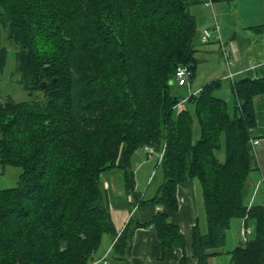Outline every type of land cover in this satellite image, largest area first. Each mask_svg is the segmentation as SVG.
Masks as SVG:
<instances>
[{
    "label": "trees",
    "instance_id": "trees-1",
    "mask_svg": "<svg viewBox=\"0 0 264 264\" xmlns=\"http://www.w3.org/2000/svg\"><path fill=\"white\" fill-rule=\"evenodd\" d=\"M192 2L0 0V71L5 41L15 47L11 76L26 94L0 95V167L20 169L15 186L0 189V264H88L104 235L112 258L128 261L135 229L150 225L162 251L184 250L165 213L145 223L131 216L116 232L101 184L114 167L136 207L176 210L177 186L197 180L206 221L205 233L192 227L198 264L222 254L233 219L253 221L254 231L228 252L229 264H264V206L244 203L264 75L228 82L232 111L215 94L222 80L180 108L174 73L189 65L192 77L200 39ZM145 146L163 152L162 183L149 200L133 172V154Z\"/></svg>",
    "mask_w": 264,
    "mask_h": 264
},
{
    "label": "crops",
    "instance_id": "crops-1",
    "mask_svg": "<svg viewBox=\"0 0 264 264\" xmlns=\"http://www.w3.org/2000/svg\"><path fill=\"white\" fill-rule=\"evenodd\" d=\"M192 1L194 2L189 6V11L196 19L198 35H200L201 31L206 28L205 25L210 23L208 14L212 18V14L215 15L214 6L221 16L224 0H222V4L218 2L221 0H209L211 6L206 5L208 0ZM248 1L253 5L251 18L243 24L241 29L255 33L252 45H244L241 41L243 36L245 38L250 37L249 32L242 30V33L238 34V29L232 26H222L221 31H218L222 46L214 38L216 35L213 33L214 37L210 38L212 41L209 40L206 45H203L199 39L194 53L195 70H199V73L194 78H192V74V77L185 85V89L182 91L183 96L180 97L181 99L185 100L190 95L195 94L202 87V83L206 84L213 80H222L225 85H228L229 81L241 77L247 71L264 75V30L255 31L253 29L264 25V0ZM200 7L202 9L201 14L198 13ZM203 24L205 28L202 27ZM250 52L251 56L247 57ZM219 55L224 58L225 63L220 59ZM205 63L207 64L205 65ZM228 99L233 102L230 90L226 93L224 99L227 104ZM254 105L257 115V126L251 133L253 139L258 140V143L256 145L250 144L252 170L246 180L244 193V203L248 207L255 204L264 206V96L255 97ZM179 106L183 108V106L187 107L188 104L184 101ZM188 109L190 108L188 107ZM137 154L140 162L133 161L135 189L140 194L141 199L149 200L155 195L162 183V171L155 163V172L151 175L152 170L149 166L146 167L143 159L149 160L152 158L146 157L142 150ZM158 169L161 174L158 173ZM101 184L104 205L118 234L131 216L138 223H145L157 212H161L167 215L169 223L178 227L184 240V250L172 248L162 251L154 227L152 225L139 227L135 229L132 237L128 261L115 259L117 264H130L129 261L131 259L141 260L142 264H180L183 255L187 258L185 264H198L197 260L193 258L192 227L197 224L200 232L205 233L206 221L202 206L201 189L196 179H190L177 186L176 210H170L167 207L158 205H142L139 207L133 205V198L126 192L123 172L117 167L110 168L102 174ZM230 225L234 226V231H231L233 237L226 236L224 245L221 248V251L226 254L240 243L243 231H245L246 239H248L247 235L252 236L254 231V222L250 220L233 219ZM111 245V238L104 235L99 248L92 255L88 264H103L102 258L105 255H107V264H113L114 261H110L108 258ZM208 264H215V258H210Z\"/></svg>",
    "mask_w": 264,
    "mask_h": 264
},
{
    "label": "rangeland",
    "instance_id": "rangeland-1",
    "mask_svg": "<svg viewBox=\"0 0 264 264\" xmlns=\"http://www.w3.org/2000/svg\"><path fill=\"white\" fill-rule=\"evenodd\" d=\"M219 4H222V0L218 1ZM224 5L223 7V12L221 13V16L219 15L218 11H216V7L214 6L215 9V19L217 21L218 24V31H221L222 26L226 27V26H232L237 28V32L238 34L242 33L243 31H247L250 33V37H246L243 36L241 37V41L243 42L244 45H252L253 40V36L255 33L250 32L246 29H241L243 24L249 20L251 17V10L253 9V5H251V3L248 0H224V3L222 4ZM198 13H202V9L200 7V9H198ZM210 17V23L205 25V27L207 28H213L214 26V18L211 17L210 14H208ZM198 27V25H197ZM204 27V24L202 26ZM199 28H200V24H199ZM214 35H216V33H213ZM214 35H212L211 38L214 37ZM212 41V39L210 40ZM214 41V40H213ZM215 42V41H214ZM2 45L5 47L6 50V54H5V61H4V65L2 70L0 71V95L4 96V95H11L12 98L16 101H22L26 99V94L23 92L21 86L12 78L11 74L15 69V59H14V51H15V47L10 44L7 43L5 41H3ZM215 50V49H214ZM217 54H219L218 52H216ZM220 56V59L224 61V58ZM251 56V52L249 54H247V57ZM207 63H205L206 65ZM196 69V65H194L193 68V77L197 76V74L199 73V70H195ZM264 74V73H263ZM204 83L201 84V86H203ZM222 89H220L219 91H217L215 94L217 96L222 97L223 99H225L226 97V93L230 90L228 85L223 84V86L221 87ZM185 89V85L184 86H172L171 88V92L174 95H177L178 97H182V91ZM222 95V96H221ZM231 98V97H230ZM229 100V99H228ZM232 106H233V102L232 100L228 101V108L229 111H232ZM179 107V106H178ZM155 152V151H154ZM158 153V152H155ZM144 164L147 166H149V168H151L152 173L151 175H153V173L155 172V168H156V160L155 158L146 160L143 159ZM147 161V162H146ZM159 165V164H158ZM157 165V166H158ZM158 173H160L159 169H158ZM20 174V169L19 168H5L2 169L0 167V189H5V188H10L15 186L18 176ZM231 231H234V226L230 225L229 229L226 232V236L228 237H233V235H231ZM247 237H251L249 235H247ZM242 241V236L240 237V242ZM108 258L110 259V261H114L113 264H117L116 260L114 258H112V255H110V252L108 254ZM215 264H229V255L226 254L225 252L220 255H217L215 257Z\"/></svg>",
    "mask_w": 264,
    "mask_h": 264
},
{
    "label": "built area",
    "instance_id": "built-area-1",
    "mask_svg": "<svg viewBox=\"0 0 264 264\" xmlns=\"http://www.w3.org/2000/svg\"><path fill=\"white\" fill-rule=\"evenodd\" d=\"M207 6H211V3L209 2V0L206 2ZM213 15L214 18V26L213 28H205L201 31L200 33V42L203 45H206L208 43V41L210 40V38L212 37V33H216V36L214 37L216 40H218V42L220 43V46H222V42L220 41V38L218 36V24L217 21L215 19V15ZM191 77V71H190V66L189 65H179L174 73V82L177 86H184L187 84L188 80ZM184 102V100H182L180 102V104H182ZM179 104V105H180ZM258 143V140L255 139H251L250 140V144L251 145H256ZM148 158H155L156 160V164L158 165L162 159V154L163 152H158L155 153L152 147H148L145 146L142 150ZM242 241L241 242H245L246 241V237H245V231L242 232ZM107 255H105L102 260H103V264H107Z\"/></svg>",
    "mask_w": 264,
    "mask_h": 264
},
{
    "label": "water",
    "instance_id": "water-1",
    "mask_svg": "<svg viewBox=\"0 0 264 264\" xmlns=\"http://www.w3.org/2000/svg\"><path fill=\"white\" fill-rule=\"evenodd\" d=\"M55 81H56L55 79L52 80L53 83H54ZM44 85H45V83H43V82L40 83V86H41V87H43ZM133 161H134V162H137V163L140 162V159H139L137 153H134V154H133Z\"/></svg>",
    "mask_w": 264,
    "mask_h": 264
}]
</instances>
